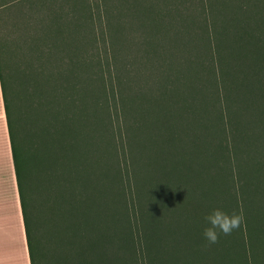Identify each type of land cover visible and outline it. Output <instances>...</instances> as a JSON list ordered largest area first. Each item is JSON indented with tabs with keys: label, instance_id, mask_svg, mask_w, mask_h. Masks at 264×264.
<instances>
[{
	"label": "trees",
	"instance_id": "16d2710c",
	"mask_svg": "<svg viewBox=\"0 0 264 264\" xmlns=\"http://www.w3.org/2000/svg\"><path fill=\"white\" fill-rule=\"evenodd\" d=\"M33 22L24 136L0 56L30 263L264 264V0H55ZM215 208L243 219L210 243Z\"/></svg>",
	"mask_w": 264,
	"mask_h": 264
},
{
	"label": "rangeland",
	"instance_id": "374dc122",
	"mask_svg": "<svg viewBox=\"0 0 264 264\" xmlns=\"http://www.w3.org/2000/svg\"><path fill=\"white\" fill-rule=\"evenodd\" d=\"M31 1L25 4L26 7L17 6L9 10V12L6 11L0 14V56L4 65V76L9 80L8 87H11L16 121L23 136L30 127L29 118L27 119L25 112L26 105H24V93L26 90L24 88L26 86L29 88L28 84L30 82L27 80L25 73L26 70L28 72L30 63L34 62V57L30 50H41L40 48L34 49L32 45L30 46V43H33V38L31 37L33 36L34 39L38 40L39 36H45L47 33L41 26L36 28V30L33 29V25H36L33 21L45 19L46 11H48L51 3L55 2V0ZM28 3L31 4L30 8H32V11L29 8L31 12L27 10V7H29ZM30 22L32 23L30 24ZM59 24L61 25V22ZM36 32L39 34L34 35ZM58 41V49L52 44V46L50 45L47 48L44 47L43 50H61V40L58 39ZM45 57L43 56L41 60L47 64L58 60L57 58H52V60L49 58V61ZM47 79L52 80V78Z\"/></svg>",
	"mask_w": 264,
	"mask_h": 264
},
{
	"label": "crops",
	"instance_id": "0c3cea01",
	"mask_svg": "<svg viewBox=\"0 0 264 264\" xmlns=\"http://www.w3.org/2000/svg\"><path fill=\"white\" fill-rule=\"evenodd\" d=\"M0 264H31L0 83Z\"/></svg>",
	"mask_w": 264,
	"mask_h": 264
},
{
	"label": "clouds",
	"instance_id": "9594fccd",
	"mask_svg": "<svg viewBox=\"0 0 264 264\" xmlns=\"http://www.w3.org/2000/svg\"><path fill=\"white\" fill-rule=\"evenodd\" d=\"M243 216L237 213H227L221 208H215L205 217L206 226L203 229V236L210 243H215L219 234H229L240 227Z\"/></svg>",
	"mask_w": 264,
	"mask_h": 264
}]
</instances>
